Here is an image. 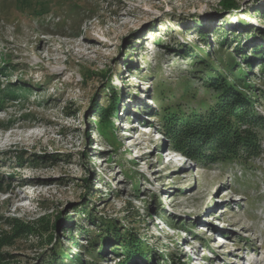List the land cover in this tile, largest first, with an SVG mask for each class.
Listing matches in <instances>:
<instances>
[{
	"label": "rangeland",
	"instance_id": "1",
	"mask_svg": "<svg viewBox=\"0 0 264 264\" xmlns=\"http://www.w3.org/2000/svg\"><path fill=\"white\" fill-rule=\"evenodd\" d=\"M19 1L0 0V263L54 264L57 246L84 264H264V0L229 9L224 0H33L48 7L32 13ZM226 38L262 91L253 107L263 123L240 127L253 139L243 163L181 152L153 100L166 80L165 93L186 104L178 86L187 75L212 103L202 77L215 68L198 57ZM107 82L119 89L118 113L100 133L90 115L93 101H107ZM86 203L146 254L126 253L113 236L83 251L80 227L97 230L76 209Z\"/></svg>",
	"mask_w": 264,
	"mask_h": 264
},
{
	"label": "trees",
	"instance_id": "2",
	"mask_svg": "<svg viewBox=\"0 0 264 264\" xmlns=\"http://www.w3.org/2000/svg\"><path fill=\"white\" fill-rule=\"evenodd\" d=\"M47 4L44 1L42 2V6H39L33 0H20L16 7L25 11L31 8L30 13H32L37 11L38 8L46 7ZM236 6H238L236 0L223 1V8L225 9ZM199 28L201 27L199 26ZM256 29L261 28L256 27ZM226 31L228 32L227 29ZM203 35L202 32H199L200 37H204ZM226 41L227 38L219 41L218 43L219 45L221 44V48L217 47L213 54L205 53L203 57L197 56L199 64L215 68V76L211 74L209 69L205 68L206 74L202 77L205 92L213 90L211 94L215 98L212 103H208L206 97L198 98L197 89L192 88L190 78L187 75L182 76L183 78L181 81L179 80L180 84L178 86L179 89H182L180 96L186 100V104L183 105L181 102H177L172 96H168L165 93L168 86L166 80L156 83L153 100L157 101L160 119L159 126L162 129L163 136L168 139L171 145L179 147L181 152L190 153L197 160L205 158L209 159V161H220L222 163L237 160L236 162L243 163L240 159L242 157L241 150L243 148L247 150L253 139L252 137L248 138L245 130H240V127L243 123L248 122L263 123L262 118L255 117L253 107L254 100L256 97H259L258 94L260 95L262 91H255V88L247 79L246 69L238 64L233 56V52L229 48H226ZM223 47L226 49L223 50ZM263 49L261 48L260 53L257 54L262 55L261 70L264 73ZM257 54L254 53L253 56L258 57ZM243 60L246 64H250L251 56L244 54ZM228 75H231L233 79H228ZM123 80L125 84V79ZM238 85L241 87L240 90L237 88ZM7 87L11 90L13 89L10 85ZM106 88L109 92L106 95L107 101L105 103H101L100 100L93 101L90 115L97 119L100 133H104L105 131L102 124L111 123L113 114L117 115L118 113L119 100L117 95L119 89L111 85L110 82L109 84L107 82L104 90ZM171 89L169 91H172ZM246 90L250 92L248 93ZM262 94L264 96V92ZM159 98H161V101ZM192 99L195 100L196 105H187L190 103L189 100ZM166 100H170L168 104H165ZM110 125L113 126V124ZM88 134L87 132L86 135ZM83 155L85 156L86 153L84 152ZM52 157L54 158L50 154L48 156L35 157L34 162L44 163ZM87 187L92 189V184L90 183ZM76 209L80 212L81 217L85 215V217L93 221L92 224L97 226L96 231L90 227H80L82 233L87 237L88 246L81 245L75 240L73 242L76 245L85 247L83 251H86L90 255L96 253L98 241L102 242V237L113 236L115 240L119 241L117 244L121 245L123 251L126 253L146 254L143 242L135 235L129 234L128 230L122 231L118 222L115 220L106 221L103 217H100L98 220L94 219L95 214L89 203L84 204L82 208ZM69 218H73V214ZM172 225L174 228L180 229L176 223L173 222ZM73 231L74 229L70 232L71 237H74ZM114 249L117 252L120 250V247L116 246ZM49 255L54 264H84L85 262L81 253L75 252V254H71L67 250L59 249L57 246L51 248ZM89 263L96 264L95 261Z\"/></svg>",
	"mask_w": 264,
	"mask_h": 264
},
{
	"label": "bare ground",
	"instance_id": "3",
	"mask_svg": "<svg viewBox=\"0 0 264 264\" xmlns=\"http://www.w3.org/2000/svg\"><path fill=\"white\" fill-rule=\"evenodd\" d=\"M247 260L249 261V259L247 258ZM262 261H264V260H262ZM264 263V262H263ZM250 264H260V263H255V262H250Z\"/></svg>",
	"mask_w": 264,
	"mask_h": 264
}]
</instances>
